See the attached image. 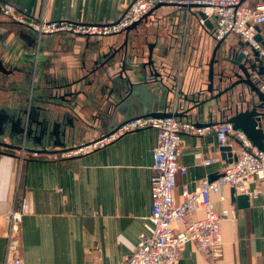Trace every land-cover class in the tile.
Segmentation results:
<instances>
[{
  "label": "crops",
  "instance_id": "0c3cea01",
  "mask_svg": "<svg viewBox=\"0 0 264 264\" xmlns=\"http://www.w3.org/2000/svg\"><path fill=\"white\" fill-rule=\"evenodd\" d=\"M130 1L0 0L32 18L77 22L116 20ZM255 1L246 0L249 5ZM142 21L105 36H39L0 9V120L4 112L19 113L23 127L16 140L0 134V141L18 146L0 152V261L8 241L4 215L19 206L21 197H26L28 209L13 234L17 245L10 249L20 264H120L135 250L152 210L156 129H136L69 157L34 158L30 153L62 152L138 116L142 111L123 117L119 110L143 95L145 85V93L158 95V90L147 89L143 76L150 68L143 67L149 52L154 71L172 89L167 111L197 123L229 121L235 113L239 87L213 96L228 84L220 82L222 68L228 65L223 57L225 50L232 55L242 49L238 36L230 35L217 47L211 29L200 22ZM156 26L167 27L169 33L158 36ZM257 28L264 37V24ZM262 79L263 72L254 75L259 87ZM230 139L234 147L235 137ZM261 145L264 148V136ZM208 156L216 160L203 164ZM179 161L187 171L176 176L177 201L182 184L196 188L204 178L220 174L231 157L222 155L214 133L184 134ZM257 185L249 181L248 190ZM240 194L248 195L246 204L238 199ZM211 198L216 210L233 209L234 215L221 222L223 254L214 262L190 241L179 264H264V196L237 193L225 185L221 195ZM201 215L197 211L192 216Z\"/></svg>",
  "mask_w": 264,
  "mask_h": 264
},
{
  "label": "built area",
  "instance_id": "2783aa9c",
  "mask_svg": "<svg viewBox=\"0 0 264 264\" xmlns=\"http://www.w3.org/2000/svg\"><path fill=\"white\" fill-rule=\"evenodd\" d=\"M157 4H168L184 9L186 14L195 11L198 21L204 25V18L212 22L211 33L219 42L230 35L238 36L243 42L255 48L263 61V79L260 89L264 94V46L255 39L257 26L264 23V0L252 5L244 0H131L126 10L113 21L77 22L65 19H46L43 16L32 18L17 11L11 4L0 2V9L14 21L29 26L37 35L69 32L91 36L116 34L128 25L140 20L145 13ZM143 128L157 130V143L152 150L151 166V201L152 210L144 229L139 234L135 250L120 264H179L181 251L187 242L193 241L199 252L217 260L223 254L221 222L232 217L233 209L216 210L212 194H222V187L229 185L237 193L261 194L264 196V149L258 148L242 129L236 128L229 121L197 123L182 120L174 115L168 116H134L116 125L111 131L85 144L59 153L31 152L33 156H50L52 158L69 157L88 153L117 139L122 134ZM214 133L217 145L229 147L231 162L216 176L206 177L198 186L190 189L182 184L180 199L174 196L177 174H185L187 168L179 161L184 134L203 136ZM234 136L233 147L230 137ZM24 150L19 158H24ZM216 157L202 159L203 164L215 161ZM257 181L255 189L248 190L249 181ZM27 199L21 197L19 206L10 208L4 217L8 225L7 249L0 264H20L10 256V249L17 245L14 232L27 212ZM201 211L200 217L192 215ZM182 226L175 230L174 226Z\"/></svg>",
  "mask_w": 264,
  "mask_h": 264
},
{
  "label": "water",
  "instance_id": "95a60500",
  "mask_svg": "<svg viewBox=\"0 0 264 264\" xmlns=\"http://www.w3.org/2000/svg\"><path fill=\"white\" fill-rule=\"evenodd\" d=\"M159 5L161 4H157L154 7H158ZM150 12L151 10L145 13L140 20L128 25L124 30L128 31L135 28L136 25L145 19ZM199 15L204 18V25L211 28V20L205 18L202 12H199ZM255 39L260 41L264 46V37L259 31L256 33ZM241 43L242 49L236 54L233 53L232 55H228V50H225L223 60L224 62H227L228 65H224L222 68L220 82H228V84L219 90L213 97H220L222 94L228 93L234 88H240L242 92L239 94V101L235 106V113L228 118V120L234 127L241 128L254 145L258 148L264 149L261 145V139L264 136V94L256 80H254V75L257 76L263 72V61L259 57L258 51L255 48L249 46L246 42ZM219 46L220 41L218 42L217 47ZM152 64L151 52H149V56L147 61L143 63V67L150 66V68L147 73L144 71L143 76L145 78V83L148 85L147 89L150 91L153 90L154 92H157L158 90V95L156 96L152 92L149 93V95L147 92L145 93V85L143 95L138 96L136 101L133 99L130 100L123 109L119 110L123 117H126L130 111H142L138 116L150 115L162 117L177 115L174 112L167 111L169 94L172 89L163 83L162 79H160V73L154 71ZM127 119L128 118H126V120ZM22 131L23 127L21 125L19 113L4 112V118L0 120V132H5L12 140H16L17 134ZM0 145L4 148H18V146L13 143L3 141H0ZM221 150L222 155H228L231 157V152L228 151V147L223 146L221 147ZM247 198V194H240L238 196V199L245 204Z\"/></svg>",
  "mask_w": 264,
  "mask_h": 264
},
{
  "label": "rangeland",
  "instance_id": "374dc122",
  "mask_svg": "<svg viewBox=\"0 0 264 264\" xmlns=\"http://www.w3.org/2000/svg\"><path fill=\"white\" fill-rule=\"evenodd\" d=\"M244 1L246 2V0H244ZM247 1L249 2V0H247ZM194 13H195V11H191L188 14H186L184 11L182 13L181 7L179 8L178 6H174V5L161 4L158 7H154L153 11L150 12L142 22H199L195 18ZM262 24H264V23H262ZM160 25H162V24H160ZM157 29L159 30L158 36H161V35L164 36L165 30L168 32V28L167 27L165 28V26L157 27ZM158 38H160V37H158ZM161 41L164 42L163 40H161ZM0 134L5 135V133H2V132H0ZM5 136L9 137L8 134ZM18 152H20V150ZM33 157H36V156H33Z\"/></svg>",
  "mask_w": 264,
  "mask_h": 264
},
{
  "label": "trees",
  "instance_id": "16d2710c",
  "mask_svg": "<svg viewBox=\"0 0 264 264\" xmlns=\"http://www.w3.org/2000/svg\"><path fill=\"white\" fill-rule=\"evenodd\" d=\"M0 151H5V152H9V151H13V148H4L0 145ZM39 157V156H38ZM35 158V157H34Z\"/></svg>",
  "mask_w": 264,
  "mask_h": 264
},
{
  "label": "flooded vegetation",
  "instance_id": "af4514ba",
  "mask_svg": "<svg viewBox=\"0 0 264 264\" xmlns=\"http://www.w3.org/2000/svg\"><path fill=\"white\" fill-rule=\"evenodd\" d=\"M21 24V23H20ZM22 25H25V24H22ZM25 26H27V25H25ZM28 28H30L29 26H27Z\"/></svg>",
  "mask_w": 264,
  "mask_h": 264
}]
</instances>
